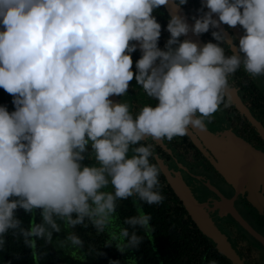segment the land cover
Here are the masks:
<instances>
[{
    "label": "clouds",
    "instance_id": "9594fccd",
    "mask_svg": "<svg viewBox=\"0 0 264 264\" xmlns=\"http://www.w3.org/2000/svg\"><path fill=\"white\" fill-rule=\"evenodd\" d=\"M185 3L0 0V88L13 96L15 108L9 113L0 106V249L9 230L33 248L32 237L51 241L60 232L57 219L67 226L87 219L102 232L118 200L135 196L147 205L161 204L158 168L150 163L153 144L131 146L184 136L189 126L203 130L238 69L250 78L264 77V0H202L208 11L193 18L194 35L216 29L218 22L243 29L238 54L227 56L217 31L211 32L217 43L202 47L178 41L189 25L177 15L166 25L165 50L157 47L160 24L153 10ZM131 41L142 53L135 62L136 84L157 102L135 116L127 102L107 99L123 96L133 79L130 54L137 45ZM89 143L97 164L81 167ZM17 207L40 209L41 223L20 227ZM150 220L143 213L126 218L117 249H136L142 242L136 229L151 230ZM68 239L82 244L75 236Z\"/></svg>",
    "mask_w": 264,
    "mask_h": 264
},
{
    "label": "flooded vegetation",
    "instance_id": "af4514ba",
    "mask_svg": "<svg viewBox=\"0 0 264 264\" xmlns=\"http://www.w3.org/2000/svg\"><path fill=\"white\" fill-rule=\"evenodd\" d=\"M180 7L192 22H194L193 18H199L208 11L203 6L202 0H186V3ZM152 15L156 18L153 13ZM212 18L214 19L213 16ZM221 25L230 31L231 41L233 40L237 45L233 51L230 42L224 37L222 46L225 48V56L230 55L229 53L238 54V41L244 34L243 29L239 25L234 29L225 24ZM212 31L222 35L219 26L216 29L210 27L208 32L199 35L202 42L214 43ZM164 42V38H158L157 47L162 51ZM136 51L139 56L137 49ZM135 62L133 60L132 68H135ZM240 70L244 72L242 68ZM245 74L246 77L237 75L236 72L232 74L228 79V87L235 91L236 97L250 114L256 126L225 94L220 109L213 114L210 121L205 120L206 129L213 134L229 143H231L230 137L237 138L245 145V148H242L231 143L238 150L241 168L236 184L227 182L216 170L214 156L199 141L200 139L190 127L188 130L197 142H194L186 133L184 136L159 142L142 139L137 145L131 147L152 143V160L157 168L156 159L158 158L168 170L179 173L214 225L225 235L240 263L264 264V78L254 79ZM117 97L129 101V110L133 116L143 105L155 106L157 103L143 93L140 86L136 84L135 78L129 81L125 94ZM128 155H132L131 150ZM255 164L256 207L246 200V185L241 184L245 179L246 169H254ZM230 210L250 227L256 237L236 221Z\"/></svg>",
    "mask_w": 264,
    "mask_h": 264
},
{
    "label": "trees",
    "instance_id": "16d2710c",
    "mask_svg": "<svg viewBox=\"0 0 264 264\" xmlns=\"http://www.w3.org/2000/svg\"><path fill=\"white\" fill-rule=\"evenodd\" d=\"M152 13L156 16V22L160 24L159 38H164L165 50L166 41L170 38V34L166 31L170 16L163 6L153 10ZM178 41H183L181 36L178 37ZM130 43L133 44V41ZM214 43L217 42L214 40ZM130 59L132 62L139 59L136 49L130 54ZM134 69L132 67L130 69L134 74L132 80L136 73ZM236 74L246 77L245 72L240 69ZM12 99V95L0 88V106L6 107L9 113L15 110ZM88 150L89 148L85 152ZM150 163L155 164L152 158ZM158 173L160 191L164 196L161 204L147 205L133 196L117 201L113 218L102 232H97L87 219L84 224L71 226L73 235L82 242L76 249L83 264H208L210 260H215L217 264H232L198 231L159 170ZM14 199L16 198L9 197L10 201ZM40 213V209L28 213L17 207L14 210V217L20 221V227L28 229L33 223H41ZM140 213L151 216L149 222L151 230L136 229L137 234L142 237L141 244L136 249L120 252L116 247L122 243L119 231L122 227L128 228L123 221ZM72 218L75 219V213L72 214ZM128 230L132 231L131 228ZM54 234L55 232L52 233ZM113 236L116 239H113ZM32 239L35 241V246L29 248L24 244L23 237L18 231L14 234L9 230L4 236V246L0 249V264H62L48 241L43 238L32 237ZM108 241H111V244L106 246Z\"/></svg>",
    "mask_w": 264,
    "mask_h": 264
},
{
    "label": "water",
    "instance_id": "95a60500",
    "mask_svg": "<svg viewBox=\"0 0 264 264\" xmlns=\"http://www.w3.org/2000/svg\"><path fill=\"white\" fill-rule=\"evenodd\" d=\"M170 16L177 15L182 16L184 21L189 25V32L186 35L181 36L183 41L188 40L190 42H194L198 47H202L205 43L202 42L200 36L194 35L191 32V26L193 22H191L184 12L179 9H173L170 5L163 6ZM229 42V39L226 38ZM133 44H136V49L139 52V56L141 57L142 53L139 49L138 42L133 41ZM233 51L235 49L232 48ZM224 94L238 107V110L242 112L246 117H248L252 123L256 126V123L247 112V110L241 105L240 101L235 95V91L230 88H226L224 90ZM107 99H109L112 104H118L127 102L128 100L119 99L116 95H110ZM194 133L200 139L199 141L210 151V153L214 156L216 163L214 166L216 170L226 179L227 182L231 184H236V178L240 174L241 168L239 167V154L238 150L231 144L234 143L238 147L245 148V145L242 141L237 138L230 137V142L225 141L222 137L213 134L206 127L203 130H196L189 126ZM186 133L193 139L194 142H197L196 139L190 134L189 130H186ZM159 142V141H157ZM156 163L158 165L159 171L164 177L167 185L172 190L173 194L176 196L178 201L181 203L182 207L186 211L188 217L191 219L192 223L196 226L198 231L205 237L207 242L221 255L227 258L232 264H241L238 260L237 256L233 252L230 247L229 242L227 241L225 235L221 232V230L216 227L213 221L208 216L205 209L197 202L195 196L191 189L185 184L184 180L181 178L179 173L172 172L168 170L159 160L156 159ZM247 168V167H246ZM243 170V169H242ZM246 176L244 181L241 184L246 185L245 190V198L246 200L254 207H256V164L254 169H246ZM247 180V181H246ZM231 211V210H230ZM232 215L235 217L236 221L248 230L252 235L256 237V234L250 229V227L233 211H231Z\"/></svg>",
    "mask_w": 264,
    "mask_h": 264
},
{
    "label": "rangeland",
    "instance_id": "374dc122",
    "mask_svg": "<svg viewBox=\"0 0 264 264\" xmlns=\"http://www.w3.org/2000/svg\"><path fill=\"white\" fill-rule=\"evenodd\" d=\"M212 16L214 17V19H218L216 14H212ZM218 26L220 28V31H221L223 37H225V39L226 38L229 39L230 46L233 47L234 49H236L237 45H236V43L233 42V40L231 41L230 31L228 29H226L224 26H222V25L220 26L219 22H218ZM235 27L236 26H233L232 28L234 29ZM237 36H240V35H237ZM88 148H89V150L87 152L83 153L84 159L79 161L81 167L96 166V164H97V162L95 161V159L92 156L90 143L88 145H86V149H88ZM107 190L110 191L111 188L109 187V189H107ZM56 222H58V219L56 220ZM59 222H60V220H59ZM59 222H58V225L61 228L60 232H55V234L52 235L51 241H48V243L52 246L53 250L55 251V253L59 257V259L61 260L62 264H83L81 262V258L78 256L79 254L77 253L76 247H78V246H74L71 243V241L68 239L69 235L74 236L73 231H72V227L67 226V224L64 223L62 220H61V223H59ZM112 229H113V227H112Z\"/></svg>",
    "mask_w": 264,
    "mask_h": 264
}]
</instances>
